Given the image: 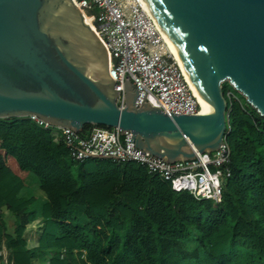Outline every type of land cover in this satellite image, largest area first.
Returning <instances> with one entry per match:
<instances>
[{
  "label": "trees",
  "instance_id": "trees-1",
  "mask_svg": "<svg viewBox=\"0 0 264 264\" xmlns=\"http://www.w3.org/2000/svg\"><path fill=\"white\" fill-rule=\"evenodd\" d=\"M222 92L231 175L215 207L138 165L75 163L28 118L0 119V152L27 173L22 181L0 155L8 264H264V118L227 83ZM35 222L33 244L26 232Z\"/></svg>",
  "mask_w": 264,
  "mask_h": 264
},
{
  "label": "water",
  "instance_id": "water-1",
  "mask_svg": "<svg viewBox=\"0 0 264 264\" xmlns=\"http://www.w3.org/2000/svg\"><path fill=\"white\" fill-rule=\"evenodd\" d=\"M210 107L197 116L125 108L105 48L71 0H0V119L37 117L53 128L132 133L135 146L167 163L191 161L227 138V83L264 118V0H143ZM4 242V240H3Z\"/></svg>",
  "mask_w": 264,
  "mask_h": 264
},
{
  "label": "built area",
  "instance_id": "built-area-1",
  "mask_svg": "<svg viewBox=\"0 0 264 264\" xmlns=\"http://www.w3.org/2000/svg\"><path fill=\"white\" fill-rule=\"evenodd\" d=\"M101 42L109 58V76L118 93L116 105L125 108L127 81L137 92L136 109L145 104L175 116L201 115L202 107L187 84L183 71L171 53L164 32L143 0H71ZM94 12L91 18L85 13ZM61 142L75 163L109 161L117 165L134 164L148 175L168 183L175 193H188L197 201L213 206L222 202V186L230 177L231 152L227 138L216 152L198 155L191 161L167 163L139 150L132 133L118 128L91 127L85 134L69 128H53L37 117H28ZM8 252L0 246V258L8 264Z\"/></svg>",
  "mask_w": 264,
  "mask_h": 264
},
{
  "label": "crops",
  "instance_id": "crops-1",
  "mask_svg": "<svg viewBox=\"0 0 264 264\" xmlns=\"http://www.w3.org/2000/svg\"><path fill=\"white\" fill-rule=\"evenodd\" d=\"M54 140H55V138H54ZM55 142H58V141L55 140ZM0 155L3 158L5 165L11 170V172L14 175H16L17 177H19L22 181H24L26 179V177H27V173L21 171L19 169V167L17 166V164L15 163V161L12 158H10L9 156H7L4 152L1 151ZM2 212H3V210H2ZM7 217L8 216H6V218ZM36 227L38 229V236H39V233H40V230H41V224L38 223V222H35V223H33V224L28 226L26 235L30 234V231H32V229H34ZM38 236H37V239H38ZM36 241L34 243H36Z\"/></svg>",
  "mask_w": 264,
  "mask_h": 264
},
{
  "label": "bare ground",
  "instance_id": "bare-ground-1",
  "mask_svg": "<svg viewBox=\"0 0 264 264\" xmlns=\"http://www.w3.org/2000/svg\"><path fill=\"white\" fill-rule=\"evenodd\" d=\"M93 13H94V12H92V11L86 12V13H85V17H87V18H91L92 15H93ZM86 22H88V21H86ZM164 37H165L167 43L169 44V46H170V48H171L170 50H171L172 55L174 56L175 60L177 61L178 65L180 66V68H181V70L183 71L184 76H185V68H184V65L181 63V61L179 60V58L177 57V55L175 54V52L172 50L173 48H172V45H171L169 39H168L166 36H164ZM185 78H186V76H185ZM186 81H187V80H186ZM187 83H188V82H187ZM190 88H191V87H190ZM191 90H192V92L194 93L195 97L197 98L198 103H199V104L201 105V107H202L201 114H202V115H203V114L205 115V114L209 113V112L211 111V110H210V107H209L206 103H204V101L199 97V95H198L193 89H191Z\"/></svg>",
  "mask_w": 264,
  "mask_h": 264
},
{
  "label": "rangeland",
  "instance_id": "rangeland-1",
  "mask_svg": "<svg viewBox=\"0 0 264 264\" xmlns=\"http://www.w3.org/2000/svg\"><path fill=\"white\" fill-rule=\"evenodd\" d=\"M5 221L7 222L8 230L12 232V230L14 229L13 218L11 216H8L7 218H5ZM37 236H38V229L36 227L32 229V231H30V234L26 235V238L27 240H29L34 244V242L37 240ZM185 250H189V249H185Z\"/></svg>",
  "mask_w": 264,
  "mask_h": 264
}]
</instances>
